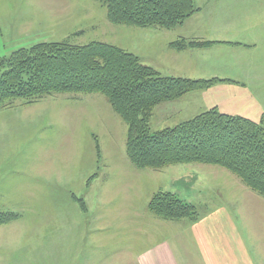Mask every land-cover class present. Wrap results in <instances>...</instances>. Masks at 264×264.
Masks as SVG:
<instances>
[{
  "label": "rangeland",
  "instance_id": "1",
  "mask_svg": "<svg viewBox=\"0 0 264 264\" xmlns=\"http://www.w3.org/2000/svg\"><path fill=\"white\" fill-rule=\"evenodd\" d=\"M195 5L194 15L166 30L112 24L99 0H0V57L41 42L111 43L164 76L224 80L159 105L152 132L213 107L259 122L264 114L243 113L254 110L245 100L251 95L264 109V0ZM179 40L213 44L178 51ZM247 78L253 83L244 85ZM126 139L127 125L102 94H58L0 110V213L19 215L0 225V264H140L151 246L195 221L151 213L159 191L193 204L196 220L218 204L234 205L264 258L263 198L219 167L137 169Z\"/></svg>",
  "mask_w": 264,
  "mask_h": 264
},
{
  "label": "trees",
  "instance_id": "2",
  "mask_svg": "<svg viewBox=\"0 0 264 264\" xmlns=\"http://www.w3.org/2000/svg\"><path fill=\"white\" fill-rule=\"evenodd\" d=\"M99 1L112 24L137 28L171 30L198 11L195 0ZM212 44L179 40L172 48L184 51ZM219 81L224 82L161 75L137 55L107 42H41L0 57V110L18 102L35 105L58 94H102L127 125L126 154L137 169L219 167L264 199V118L256 122L213 107L173 127L156 132L150 127L159 105ZM149 211L168 221L199 220L196 207L170 191L157 192ZM18 218L0 213V225Z\"/></svg>",
  "mask_w": 264,
  "mask_h": 264
},
{
  "label": "crops",
  "instance_id": "3",
  "mask_svg": "<svg viewBox=\"0 0 264 264\" xmlns=\"http://www.w3.org/2000/svg\"><path fill=\"white\" fill-rule=\"evenodd\" d=\"M179 37H184V35H179ZM228 46L231 47L232 45ZM177 76L188 77V73H181ZM248 82L253 83L247 78L243 84L246 85ZM245 100L254 101L255 105L254 110L246 111L243 114L254 117L252 118L254 120L261 119L264 114L263 101L256 102V98L252 95ZM248 103L251 106V103ZM245 107L247 106L245 105ZM250 108L248 107V110ZM216 206L215 209L208 210L206 217L193 223L183 224L178 231L180 235L178 236L177 233L174 240L164 239L162 242L151 246L141 255L139 263L264 264L261 252L258 251L256 245L251 246L249 242L250 234L246 231V221H239L240 217L234 213H237L238 209L230 204H218Z\"/></svg>",
  "mask_w": 264,
  "mask_h": 264
}]
</instances>
